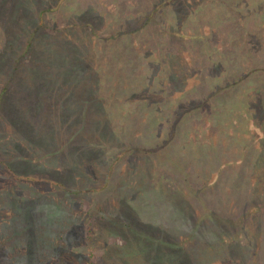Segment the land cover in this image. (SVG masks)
<instances>
[{
	"label": "rangeland",
	"instance_id": "1",
	"mask_svg": "<svg viewBox=\"0 0 264 264\" xmlns=\"http://www.w3.org/2000/svg\"><path fill=\"white\" fill-rule=\"evenodd\" d=\"M264 264V0H0V264Z\"/></svg>",
	"mask_w": 264,
	"mask_h": 264
},
{
	"label": "trees",
	"instance_id": "2",
	"mask_svg": "<svg viewBox=\"0 0 264 264\" xmlns=\"http://www.w3.org/2000/svg\"><path fill=\"white\" fill-rule=\"evenodd\" d=\"M59 264H64L63 261H61Z\"/></svg>",
	"mask_w": 264,
	"mask_h": 264
}]
</instances>
